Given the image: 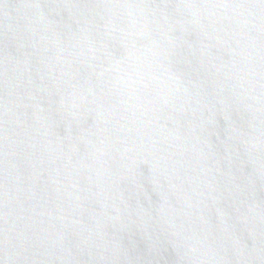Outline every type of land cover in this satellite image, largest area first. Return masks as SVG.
<instances>
[{
    "label": "water",
    "instance_id": "95a60500",
    "mask_svg": "<svg viewBox=\"0 0 264 264\" xmlns=\"http://www.w3.org/2000/svg\"><path fill=\"white\" fill-rule=\"evenodd\" d=\"M0 264H264V0H0Z\"/></svg>",
    "mask_w": 264,
    "mask_h": 264
}]
</instances>
